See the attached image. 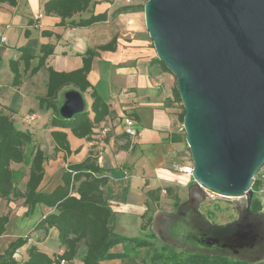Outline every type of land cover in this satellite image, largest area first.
<instances>
[{
    "label": "crops",
    "instance_id": "crops-1",
    "mask_svg": "<svg viewBox=\"0 0 264 264\" xmlns=\"http://www.w3.org/2000/svg\"><path fill=\"white\" fill-rule=\"evenodd\" d=\"M47 1L17 0L16 6L0 3V37H4L3 42L0 40V113L8 115L17 129L31 132L36 145L49 157L43 165L44 176L40 190L45 193L53 191L62 183L61 177L67 165L82 162L89 151H93L97 153L99 167L106 170L108 184L105 190L109 206L115 213L122 215V221L128 218V214H134V211L151 217L156 212L157 204L161 207V203H165L166 207H173L174 201L164 189L171 188L173 195L182 201L183 193L186 196L187 188L193 180L191 175L177 170L183 164L181 160L185 142L170 141L173 133H182L177 119L178 104L172 102V76L161 71L154 63L157 58L144 26L140 2L90 0L92 3L96 2L92 9L94 14L113 13V18L109 22L96 23L86 28H69L58 25L60 18L44 14L43 6ZM90 14L86 11L74 15L70 20L78 21ZM70 20H66V23ZM24 30L29 31V39L35 40L38 45L52 44L54 49L46 59L45 67L31 75L30 70L38 64L39 52L36 49L29 70L23 72L22 64L19 67L21 83L13 86L9 61L18 59V48L28 40L24 36ZM42 31L51 32L52 35L43 36ZM114 37L115 50L99 51V55L93 58L87 75L92 88L106 99L112 112L102 123L99 133L87 141L76 138L69 129L51 127V111L40 108L37 100L46 92L45 68L51 67L56 72L79 69L82 66L81 55L86 50L106 44ZM70 90L71 87H64L58 100L63 103L65 93ZM90 92L91 89H88L81 94L87 110L92 101ZM125 116L137 118L134 119L138 132L136 137L124 133ZM51 131H62L66 134L70 155L55 151ZM19 167L20 165H12L14 169ZM25 180L26 177L21 184ZM157 190L158 200L152 201L147 192ZM255 196L260 200L261 212L264 213V195L256 191ZM2 201L6 211H10V216L5 232L0 236V241L5 240L0 245V253L11 241L26 236L15 231L7 233L8 225L15 214L28 219L30 226L26 231L29 234L28 242L14 255L17 262L27 259L26 250L32 245L49 256L62 253L55 228L49 229L46 235L41 231H32L34 224L46 215L55 213V209L38 205L33 214L26 217V207L22 200L6 202L0 199V204ZM162 211L168 212L165 209ZM123 226L120 227H130L129 224ZM135 227L139 229V225ZM122 236L134 238L126 234ZM49 239L54 240V246L48 243ZM126 246L128 247L115 245L99 264H146L149 255L145 249L127 254ZM67 264L82 263L80 258H76Z\"/></svg>",
    "mask_w": 264,
    "mask_h": 264
},
{
    "label": "water",
    "instance_id": "water-1",
    "mask_svg": "<svg viewBox=\"0 0 264 264\" xmlns=\"http://www.w3.org/2000/svg\"><path fill=\"white\" fill-rule=\"evenodd\" d=\"M143 18L175 79L193 180L174 212L154 213L151 233L177 250L264 263V213L250 210L264 165V0H146ZM84 108L70 90L59 113ZM208 194L244 198L237 218L214 224L200 210Z\"/></svg>",
    "mask_w": 264,
    "mask_h": 264
},
{
    "label": "trees",
    "instance_id": "trees-1",
    "mask_svg": "<svg viewBox=\"0 0 264 264\" xmlns=\"http://www.w3.org/2000/svg\"><path fill=\"white\" fill-rule=\"evenodd\" d=\"M16 6L17 0H0ZM96 2L90 0H48L43 11L46 16L60 18L58 25L69 28H86L96 23L109 22L113 13L94 14L92 9ZM142 9L143 6L140 4ZM89 11L87 18L78 21L70 20L76 14ZM66 20H70L66 23ZM43 36H51L52 33L42 31ZM26 43L18 48L20 56L17 60H10L9 67L13 74L12 85L21 83L22 74L19 67L23 65V72L29 70V64L34 59L36 49L39 52L38 64L30 70V74L37 73L45 67L46 59L53 53L52 44L38 45L35 40L29 39L30 33L24 30ZM116 38L94 49H88L81 55L82 66L70 72H56L51 67H46L47 81L44 96L38 97L40 108L51 111L49 125L60 129H69L79 139L90 141L93 135L99 133L102 123L112 114L109 105L102 96L90 85L87 75L91 70L92 60L99 55V51H114ZM161 71L171 73L157 59H154ZM64 87H71L80 94L91 89V104L89 109L74 114L69 119H64L59 113L62 101L58 95ZM173 103L180 105L181 112L177 115L178 122L182 124L184 111L177 93L175 83L172 87ZM90 114L92 116L90 117ZM134 119H137L134 116ZM50 136L55 144V151H62L70 155L66 134L62 131H51ZM173 143L185 142L184 133H173L170 136ZM49 157L36 145L33 134L29 131L17 129L12 119L0 113V199L6 202L22 200L26 207L25 216L33 214L36 206L43 205L55 209L34 224L32 231H41L46 235L48 230L55 228L57 240L62 253L47 255L39 251L36 246H30L26 250L27 259L17 262L14 255L17 250L26 245L29 234L16 238L7 244L0 253V264H67L80 258L82 264H99L107 252L115 245H128L125 248L127 254L134 253L138 249H145L149 259L153 263L161 264H246L223 256H203L189 253L161 244L156 248L152 240H157L152 235L150 225L152 216L146 213L141 216V230H148L144 238H128L114 233V211L108 203V194L105 187L108 184L106 170L98 165L96 152L89 151L87 157L80 163L68 164L63 172L61 181L50 193L40 190L39 186L44 176V162ZM20 165L18 169L12 165ZM26 177L24 184L21 181ZM259 182L255 178L251 187L253 198L250 210L253 213H262V204L255 196ZM166 194L173 199L174 210L182 201L172 193L171 188L164 189ZM159 190L147 192L152 201L158 200ZM205 215V214H204ZM10 211L0 215V236L5 232L9 221ZM206 216V215H205ZM264 264V263H260Z\"/></svg>",
    "mask_w": 264,
    "mask_h": 264
},
{
    "label": "rangeland",
    "instance_id": "rangeland-1",
    "mask_svg": "<svg viewBox=\"0 0 264 264\" xmlns=\"http://www.w3.org/2000/svg\"><path fill=\"white\" fill-rule=\"evenodd\" d=\"M137 1H139L140 4L143 6L146 0H137ZM23 7L24 6H22V8ZM171 83L172 85H174L175 83V79L173 76L171 79ZM179 106L180 105H177V111L180 113L181 109ZM178 124L181 129V132H183L182 124H180L179 122ZM181 161L183 163L182 166L192 165V162L190 159V153H189V150L186 144L184 147L183 159ZM261 169H264V165ZM261 193L264 195V192H261ZM185 199H186V196L183 193L182 201H184ZM242 200H244V198H236V199L224 198L221 196H216V195L211 194L210 196L208 195L207 199L201 204L200 210L214 224L223 225L237 218L236 206H239ZM162 209L167 210L168 211L167 213H172L175 211L173 207L171 208L166 207L165 203H161V207L159 204H157L156 212ZM6 213L7 211L5 208V203L2 201V203L0 204V214H6ZM142 213L143 212L134 211V214L132 213L128 214V218L125 219V221H122V218H121L122 215L120 213L114 212L115 214L114 224H116V226L114 227L115 229H113L114 233L121 235V236L126 234L131 237L144 238V236L147 235L149 231L141 230ZM123 224H129L130 227H128L127 229H122L121 227H124ZM136 225H139V229H136L135 227ZM28 227L30 228V226H28V219L21 218V216H19L18 214L17 215L15 214L14 219L8 225L7 233H10L11 231H15V232H21L27 235L28 232L26 231H28L27 230L29 229ZM4 241L5 240L0 241V245H3ZM152 242L154 243L156 248H159L161 245V243L158 240H152ZM48 243L54 246L55 242L54 240L49 239ZM146 264H161V263H159V261H154L152 263L151 260L148 258V261L146 262Z\"/></svg>",
    "mask_w": 264,
    "mask_h": 264
},
{
    "label": "built area",
    "instance_id": "built-area-1",
    "mask_svg": "<svg viewBox=\"0 0 264 264\" xmlns=\"http://www.w3.org/2000/svg\"><path fill=\"white\" fill-rule=\"evenodd\" d=\"M0 40L3 42L4 37H0ZM124 133L130 137H136L138 135V132L135 128V121L132 117L125 116L124 117ZM180 172H183L185 174L191 175L192 171V165L189 166H180L177 168ZM257 181L259 182V187L257 192H264V169H260L255 176ZM254 178V179H255ZM209 196L211 194H208Z\"/></svg>",
    "mask_w": 264,
    "mask_h": 264
}]
</instances>
